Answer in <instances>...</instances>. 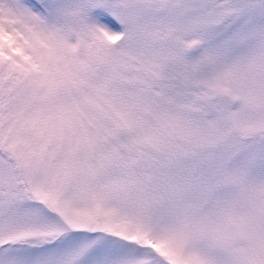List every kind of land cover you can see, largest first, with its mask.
Wrapping results in <instances>:
<instances>
[{"label": "snow or ice", "instance_id": "obj_1", "mask_svg": "<svg viewBox=\"0 0 264 264\" xmlns=\"http://www.w3.org/2000/svg\"><path fill=\"white\" fill-rule=\"evenodd\" d=\"M0 264H264V0H0Z\"/></svg>", "mask_w": 264, "mask_h": 264}]
</instances>
